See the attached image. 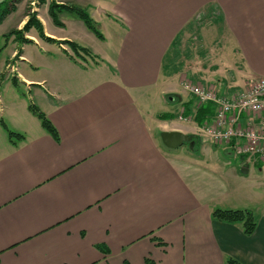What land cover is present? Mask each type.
Wrapping results in <instances>:
<instances>
[{"label": "crops", "instance_id": "obj_1", "mask_svg": "<svg viewBox=\"0 0 264 264\" xmlns=\"http://www.w3.org/2000/svg\"><path fill=\"white\" fill-rule=\"evenodd\" d=\"M48 1L46 39H5L30 2L0 23V264H264V163L211 144L215 106L182 88L229 97L264 79V0ZM51 4L86 12L102 39L64 9L56 25ZM162 133L188 141L168 148ZM215 210L251 212L253 233Z\"/></svg>", "mask_w": 264, "mask_h": 264}, {"label": "built area", "instance_id": "obj_2", "mask_svg": "<svg viewBox=\"0 0 264 264\" xmlns=\"http://www.w3.org/2000/svg\"><path fill=\"white\" fill-rule=\"evenodd\" d=\"M182 88L191 93L200 104L210 103L215 106L214 123L203 130L211 143L243 141L242 145L237 143V153L255 155L264 163V79L250 83L243 91L229 97H219L209 89L189 83L182 84ZM245 114L250 119L246 129H242L240 117Z\"/></svg>", "mask_w": 264, "mask_h": 264}, {"label": "trees", "instance_id": "obj_3", "mask_svg": "<svg viewBox=\"0 0 264 264\" xmlns=\"http://www.w3.org/2000/svg\"><path fill=\"white\" fill-rule=\"evenodd\" d=\"M23 0H3L0 4V23L4 19V17L8 14L9 11H12L13 7L12 5L16 2H21ZM43 2L44 0H39ZM53 2V1H52ZM66 10L72 14H74L76 17H78L85 26L98 38L102 39V36L100 35L99 31L96 29L95 24L93 21L89 18V16L81 9L74 8V7H64V6H56L54 4L50 5V15L53 19V22L56 25H59L57 22V16L56 11L58 10ZM34 28L38 34L39 37L42 39H46L42 33V28L40 23L36 20V15H30L28 18V21L23 26L22 30L23 32H28L30 29ZM19 35L18 31L10 33L8 36L5 37V39H8L11 36L17 37ZM48 40V39H47ZM68 45L70 50L76 55V57H81V55L90 56L88 54V51L78 47L76 44L73 43H65ZM241 92V91H240ZM29 110L40 120L42 128L55 140L58 139L57 133L53 126L49 123V121L44 117V115L34 108L33 106L29 107ZM1 126L4 127V125L1 123ZM7 135L9 137V140H18L22 139L21 135H17L11 132H7ZM212 219H215L220 222L224 223H230V224H240L243 228V232L246 235H251L256 227L255 220L253 218V215L249 211H221V210H215L212 215ZM226 264H237L236 262L232 260H228Z\"/></svg>", "mask_w": 264, "mask_h": 264}, {"label": "rangeland", "instance_id": "obj_4", "mask_svg": "<svg viewBox=\"0 0 264 264\" xmlns=\"http://www.w3.org/2000/svg\"><path fill=\"white\" fill-rule=\"evenodd\" d=\"M23 2H27V5H28V2H30V4H29V6H28V9H27V15H28V18H29V16L30 15H35L37 12H36V6H37V4L38 3H40L41 1H39V0H23ZM46 2H49L48 0H46ZM28 21V20H27ZM26 24V23H25ZM23 28V27H22ZM32 29H34V28H32ZM31 30V29H30ZM29 30V31H30ZM29 31L28 32H23V30L21 29V30H19L18 32L19 33H29ZM101 32V31H100ZM0 34H1V31H0ZM3 44H4V41H3V38L0 36V50H1V53H0V63L2 62V61H4L5 59H7V57L9 56V51H10V47H8L6 50H3L2 49V46H3ZM3 50V51H2ZM18 62H19V58H18V55H15V56H13V58L11 59V61L9 62V66H8V68L7 69H10V70H12V72H13V74H16V67H17V64H18ZM11 72V71H10ZM259 79H262V78H256V79H250V80H248L247 81V83H245V85L246 86H244V89L247 87V85H249L250 83H252V82H255V81H257V80H259ZM243 89V90H244ZM17 91H15V92H17L18 94H23V89H21V88H18V89H16ZM242 90V91H243ZM1 92H2V90H1ZM213 92H215V91H213ZM11 92H8L7 94L6 93H4V92H2V97H1V100H2V103L3 102H5V97L6 96H8L9 94H10ZM215 93H217V92H215ZM238 94V93H237ZM236 94V95H237ZM218 95V94H217ZM220 97V96H219ZM154 106H156V107H158V110L161 112V110H160V105L159 104H155ZM157 110V111H158ZM245 116L247 117V120H246V123H244V125L241 123V127H242V129H246L245 128V126H246V124H247V122L249 121V119H250V117H249V115L248 114H245ZM0 119H2V118H0ZM240 122H241V120H240ZM257 126V125H256ZM205 137H206V135H205ZM155 139L157 140V142H158V144H160L161 142L159 141V137H158V134L156 133L155 134ZM238 144H243L244 142L243 141H236ZM186 148H187V146L185 145V147L183 148V149H185L186 150ZM175 151H179V149H177V150H175ZM220 153V156H221V158L224 160L225 159V156L224 155H222V153H221V151L219 152ZM237 155H239V156H243L244 154H242V153H237ZM251 158H256V159H258L255 155H253V156H250ZM235 160V159H234ZM259 160V159H258ZM239 164H240V161L239 160H237V161H235V163H234V170L236 171L237 170V173L240 175V171H239Z\"/></svg>", "mask_w": 264, "mask_h": 264}, {"label": "water", "instance_id": "obj_5", "mask_svg": "<svg viewBox=\"0 0 264 264\" xmlns=\"http://www.w3.org/2000/svg\"><path fill=\"white\" fill-rule=\"evenodd\" d=\"M3 0H0V4ZM162 143L168 148H176L180 146L183 142H187L188 138L178 134V133H162L161 134Z\"/></svg>", "mask_w": 264, "mask_h": 264}]
</instances>
